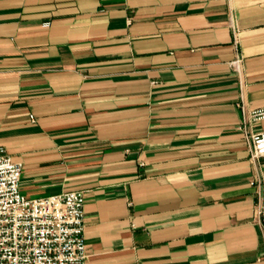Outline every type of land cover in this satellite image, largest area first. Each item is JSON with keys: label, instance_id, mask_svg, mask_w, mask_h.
Wrapping results in <instances>:
<instances>
[{"label": "crops", "instance_id": "1", "mask_svg": "<svg viewBox=\"0 0 264 264\" xmlns=\"http://www.w3.org/2000/svg\"><path fill=\"white\" fill-rule=\"evenodd\" d=\"M241 106L264 0H0V152L29 198L83 192L86 264H264Z\"/></svg>", "mask_w": 264, "mask_h": 264}, {"label": "built area", "instance_id": "2", "mask_svg": "<svg viewBox=\"0 0 264 264\" xmlns=\"http://www.w3.org/2000/svg\"><path fill=\"white\" fill-rule=\"evenodd\" d=\"M241 109L240 128L252 159L258 160L264 157V132H250L247 126L264 121V108ZM23 171L21 162L0 152V264H86L83 192L29 198L21 189ZM252 185L264 192V181Z\"/></svg>", "mask_w": 264, "mask_h": 264}]
</instances>
